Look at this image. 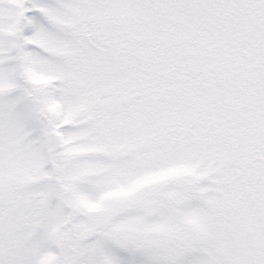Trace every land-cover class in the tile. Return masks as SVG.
I'll return each instance as SVG.
<instances>
[{
  "label": "snow or ice",
  "instance_id": "snow-or-ice-1",
  "mask_svg": "<svg viewBox=\"0 0 264 264\" xmlns=\"http://www.w3.org/2000/svg\"><path fill=\"white\" fill-rule=\"evenodd\" d=\"M0 264H264V0H0Z\"/></svg>",
  "mask_w": 264,
  "mask_h": 264
}]
</instances>
